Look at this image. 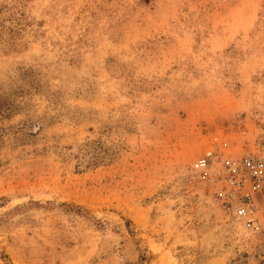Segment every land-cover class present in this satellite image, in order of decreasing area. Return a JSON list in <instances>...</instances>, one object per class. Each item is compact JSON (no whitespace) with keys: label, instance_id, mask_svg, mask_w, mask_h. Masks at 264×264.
I'll list each match as a JSON object with an SVG mask.
<instances>
[{"label":"rangeland","instance_id":"1","mask_svg":"<svg viewBox=\"0 0 264 264\" xmlns=\"http://www.w3.org/2000/svg\"><path fill=\"white\" fill-rule=\"evenodd\" d=\"M264 125V0H0V264H264L193 169Z\"/></svg>","mask_w":264,"mask_h":264},{"label":"built area","instance_id":"2","mask_svg":"<svg viewBox=\"0 0 264 264\" xmlns=\"http://www.w3.org/2000/svg\"><path fill=\"white\" fill-rule=\"evenodd\" d=\"M193 169L210 181L214 198L223 212L247 230L257 232L264 218V125L237 160L225 159L215 166L211 152L198 158Z\"/></svg>","mask_w":264,"mask_h":264}]
</instances>
